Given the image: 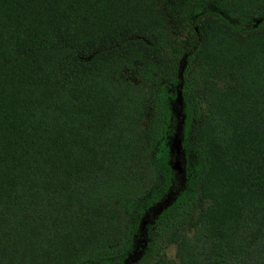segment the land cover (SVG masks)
I'll use <instances>...</instances> for the list:
<instances>
[{
	"label": "trees",
	"instance_id": "trees-1",
	"mask_svg": "<svg viewBox=\"0 0 264 264\" xmlns=\"http://www.w3.org/2000/svg\"><path fill=\"white\" fill-rule=\"evenodd\" d=\"M186 2L0 0V264H264V0Z\"/></svg>",
	"mask_w": 264,
	"mask_h": 264
},
{
	"label": "rangeland",
	"instance_id": "rangeland-1",
	"mask_svg": "<svg viewBox=\"0 0 264 264\" xmlns=\"http://www.w3.org/2000/svg\"><path fill=\"white\" fill-rule=\"evenodd\" d=\"M186 1L187 0H160V5H161L164 16L168 20V25H170L173 33L178 35L181 38L186 34L187 29H188L187 20L183 13L184 8L186 7L185 5H187ZM175 2L177 3L176 5H175ZM184 66H185V62H182L181 67H180L181 70L184 68ZM124 74L128 79L138 80L135 69H129ZM176 158L177 159L175 161H176L177 168H180L181 166L180 156L176 154ZM160 207L161 206L159 205L156 208V210L152 214L153 216L155 215V213L158 212ZM193 214L195 215L196 211H194ZM151 217L152 216L148 215L146 217V220H149ZM175 231L177 232L178 236L184 233H190L191 225L185 224L183 226H179ZM173 233H174V230H173ZM169 237H170V234L168 235V238ZM164 251L169 258L176 259V241L174 240L168 241L166 243V246L164 247Z\"/></svg>",
	"mask_w": 264,
	"mask_h": 264
}]
</instances>
